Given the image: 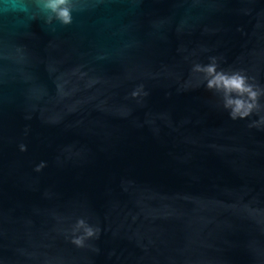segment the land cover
<instances>
[{
    "label": "water",
    "instance_id": "water-1",
    "mask_svg": "<svg viewBox=\"0 0 264 264\" xmlns=\"http://www.w3.org/2000/svg\"><path fill=\"white\" fill-rule=\"evenodd\" d=\"M73 7L0 0V264H264V95L232 120L192 71L264 88V0Z\"/></svg>",
    "mask_w": 264,
    "mask_h": 264
},
{
    "label": "clouds",
    "instance_id": "clouds-1",
    "mask_svg": "<svg viewBox=\"0 0 264 264\" xmlns=\"http://www.w3.org/2000/svg\"><path fill=\"white\" fill-rule=\"evenodd\" d=\"M40 2L44 11L50 13L47 21L49 24L54 20L62 26L72 25V13L75 10L73 0H40ZM192 71L203 75L202 82L208 90L223 94V108L232 120L247 119L254 112L258 113L261 110L259 98L264 95V88L250 83L249 78L239 71L227 72L220 69L216 57H210L207 64H194ZM140 91L141 89L133 91L132 96L140 95ZM259 123H264V117ZM249 126L258 127L259 124L253 122ZM21 150H26L23 145ZM76 228L77 230L83 229L82 235H74L71 239V243L77 247H84L86 241L96 237L99 232L98 228L87 225L84 219L77 221Z\"/></svg>",
    "mask_w": 264,
    "mask_h": 264
}]
</instances>
